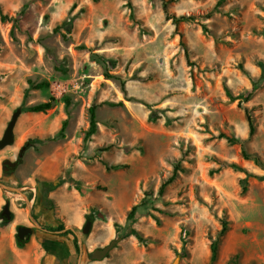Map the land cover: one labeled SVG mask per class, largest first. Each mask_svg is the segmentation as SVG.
<instances>
[{"label":"rangeland","instance_id":"rangeland-1","mask_svg":"<svg viewBox=\"0 0 264 264\" xmlns=\"http://www.w3.org/2000/svg\"><path fill=\"white\" fill-rule=\"evenodd\" d=\"M0 14L10 19L0 22V137L21 110L0 150V183L28 193L0 190L1 205L29 197L25 210L33 202L45 228L64 227L35 229L26 246L34 240L53 264H210L225 221L255 257L248 264H264V0H0ZM26 79L48 87L23 99ZM51 98L44 113L26 110ZM91 105L97 132L83 147ZM26 144L5 174L1 162ZM97 155L122 168L107 171ZM77 221L74 247L66 233ZM217 257L212 264H237Z\"/></svg>","mask_w":264,"mask_h":264},{"label":"trees","instance_id":"trees-1","mask_svg":"<svg viewBox=\"0 0 264 264\" xmlns=\"http://www.w3.org/2000/svg\"><path fill=\"white\" fill-rule=\"evenodd\" d=\"M223 0H219V2H222ZM185 19L184 17H179V18H172L174 24H178L181 20ZM10 19H8L7 17L3 16L0 14V22L1 23H4V22H9ZM106 78H112L111 76L107 75L106 74ZM25 88L23 90V99H26L29 92L31 91H35V90H41V89H46L48 87V82L46 80H42L40 82H34L32 81L31 79H26L25 81ZM250 97V94H247V96L244 98L245 100H248V98ZM110 106H115V104H109ZM53 107V99H48L47 101L45 102H41V103H36L34 105H31L29 107L26 108V110L28 112H31V113H44L46 111H48L49 109H51ZM96 105H91L89 108H88V128L87 130L84 132V136H83V139H82V144H83V147L86 146L90 141H91V138L96 134L97 132V117H96ZM246 119H247V124H248V132H249V136H251L254 132V127L252 125V121H251V118L249 115H246ZM66 121H64L61 125V128H60V131H59V137L60 138H63V131L66 127ZM220 138H225L227 140V142L231 145H234L237 141L234 140V139H231V138H227L225 135H219ZM109 147H104L102 149H99L97 150L98 153H101V152H105L108 150ZM241 155L244 159H248V156L245 154L244 151H241ZM96 159L99 161V163H101L105 169L108 171V170H117L119 168H122V166H113V167H110V166H107V164L105 162H103L101 160V158L97 155ZM229 166L230 168L236 170V171H241L243 172V170L236 164H230V165H227ZM176 170H181V167L180 165H176ZM249 176V175H248ZM246 179H247V174L245 176L244 179L240 180L242 186H243V190L245 189V182H246ZM170 183V181H166L164 182L160 188H159V193H162L163 189ZM142 203H140L141 205ZM140 205H135L133 206L130 211L128 212L127 216H126V219L128 221L130 220H133L134 219V216L136 214V211H137V208L138 206ZM220 225H221V228L220 230L218 231V233L216 234L215 238L213 240H211L210 242V246H209V249H210V258H209V263L212 264L215 260H216V257H217V252H218V246H219V243H220V240L221 238L223 237V235L225 234L226 230H227V224L225 221H221L220 222ZM62 226H58L56 228H49L50 231L52 230H62ZM66 234H70L69 232H67ZM137 240L141 241L138 233L136 231H132L131 233ZM74 241V247H76L75 243H76V239L73 240ZM18 246L21 247L22 244L21 243H18Z\"/></svg>","mask_w":264,"mask_h":264},{"label":"crops","instance_id":"crops-1","mask_svg":"<svg viewBox=\"0 0 264 264\" xmlns=\"http://www.w3.org/2000/svg\"><path fill=\"white\" fill-rule=\"evenodd\" d=\"M2 191L4 193L9 192V194L11 195L14 194V192L4 191V190ZM5 196L6 198H9L7 197V195ZM1 203L2 201H1V191H0V207L2 206ZM62 207L68 209L67 204H63ZM11 210L15 211L14 206H11ZM68 224L70 225L69 230H72L73 232L74 230L72 229V227H80V221L74 223H68ZM232 239L233 237L230 236L227 227V230L223 235V237L221 238L218 246L217 256L220 257L221 262L224 260H228L229 258L234 256L237 257L236 258L237 264H248L253 259H255V257H248L245 248L241 247L237 243H234ZM37 247L38 246L35 245V241L32 240V242L29 243V245L26 246L25 244L24 247L18 248L15 244V241H13L11 228L0 229V264H42L44 258H47V264H53L52 261L54 260V258H52L51 255L52 253L45 255L43 251L37 250L36 249ZM255 256L256 258H258L259 255L255 254ZM216 259H218V257H216ZM49 260H51L50 263ZM43 264L46 263L43 262ZM55 264H60V263L56 262Z\"/></svg>","mask_w":264,"mask_h":264},{"label":"flooded vegetation","instance_id":"flooded-vegetation-1","mask_svg":"<svg viewBox=\"0 0 264 264\" xmlns=\"http://www.w3.org/2000/svg\"><path fill=\"white\" fill-rule=\"evenodd\" d=\"M27 146L28 145L26 144L25 146L21 147L18 150L17 154H16L15 160L14 161H10V162H15L16 166H17L20 163V160L22 158L23 152L25 151ZM1 167H2V162H1ZM15 167L9 168V167L6 166L5 168L2 167V170L4 171L5 174H7V173L9 174V173H11V170L14 169ZM9 187H12V186H9ZM23 189H26V188H23ZM29 189L32 190L31 188H29ZM43 190H44L43 187H41L40 191H39V195H40L39 204H38L39 208H42V206H43V197H44V191ZM20 194L23 196V198H25L24 196L27 195L28 193L27 192H22ZM29 199L30 198L28 197V199L25 202L22 201V203L17 204L16 207H15V211L11 210L10 202L8 200H6L2 204V206L0 207V229L3 228L1 226V224L5 225L6 228H11L12 229V231H13L12 236L14 237L15 244H16V246L18 248H22L23 245L30 240V237L32 236L33 231L35 229L37 231L41 232L42 234L45 233V234H48V235H53L51 233H55V232H59V231H63L64 230V227L61 225L62 223H59L56 226V227L62 226L63 227L62 230H58L57 231L55 229L53 231H50L48 228H45L44 225H42L38 221L37 214L34 211V206H33L34 203L33 202L31 203L30 209L28 211L25 210L26 203L30 202ZM5 206L7 207V210L9 212L7 219L5 217L1 216ZM25 222H27L28 225L23 224ZM12 224H14V225L12 226ZM18 228H22L24 230H28L29 229L30 230V234H29L28 238L23 236V238L20 240L18 238ZM49 228H53V227H49ZM67 232H69L71 235H73V238L76 239V237L74 235V232L72 230H68ZM18 243H21L22 246L19 247ZM89 259H90V254H89ZM90 261H92V260H90Z\"/></svg>","mask_w":264,"mask_h":264},{"label":"water","instance_id":"water-1","mask_svg":"<svg viewBox=\"0 0 264 264\" xmlns=\"http://www.w3.org/2000/svg\"><path fill=\"white\" fill-rule=\"evenodd\" d=\"M21 113L20 108H17L11 115L9 122L7 123L2 136L0 137V150H2L3 148L11 145L13 143V129L16 123L17 118L19 117ZM9 167V168H13L16 166L15 162H10V161H2V167ZM0 189L4 190V191H10V192H15V193H19V191L14 188V187H9V186H5L2 185L0 183ZM20 194V193H19ZM8 210L7 207L5 206L3 209V212L1 214V216L5 217L6 219L8 218ZM90 226H91V220L87 219L85 221V224L83 226V228L81 229V233L83 235H87L89 233L90 230ZM30 234V230H24L22 228H18V238L21 240L23 238V236H25L26 238H28ZM117 243V239H114L112 241H110V243L108 245H106L105 247L101 248V249H95L90 253V260L92 261H100L103 258H105V256L108 254V252L114 248V246ZM178 258H176L171 264H177L178 262Z\"/></svg>","mask_w":264,"mask_h":264}]
</instances>
